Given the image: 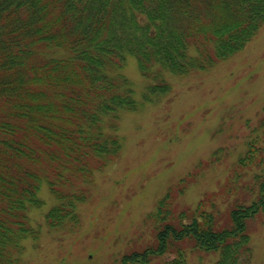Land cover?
Listing matches in <instances>:
<instances>
[{
    "label": "trees",
    "instance_id": "trees-1",
    "mask_svg": "<svg viewBox=\"0 0 264 264\" xmlns=\"http://www.w3.org/2000/svg\"><path fill=\"white\" fill-rule=\"evenodd\" d=\"M264 25V0H0V264H18L46 200L49 228L76 227L94 173L123 149L120 121L171 91L167 75L213 68ZM129 57L149 81L136 99ZM250 125L249 122H247ZM229 152L212 154L208 167ZM202 162L170 186L145 222L153 243L120 264H253L252 225L264 216V109L220 191L194 206L177 199Z\"/></svg>",
    "mask_w": 264,
    "mask_h": 264
},
{
    "label": "rangeland",
    "instance_id": "rangeland-1",
    "mask_svg": "<svg viewBox=\"0 0 264 264\" xmlns=\"http://www.w3.org/2000/svg\"><path fill=\"white\" fill-rule=\"evenodd\" d=\"M125 73L139 100L149 81L133 57ZM167 79L172 88L160 101L122 114L123 149L113 163L94 173L90 195L79 206V225L47 226L44 214L57 201L43 188L46 205L31 214L41 234L23 243L18 264H120L125 253L153 243L147 215L170 186L201 162L204 170L177 199L179 206L194 207L205 193L220 191L263 113L264 25L243 50L213 68L186 76L168 74ZM221 148L229 155L208 167ZM251 233L253 264H264V216ZM215 261V255L188 251L187 264Z\"/></svg>",
    "mask_w": 264,
    "mask_h": 264
}]
</instances>
